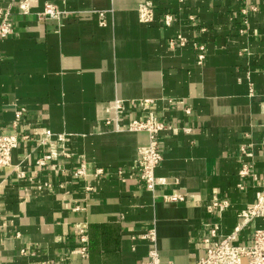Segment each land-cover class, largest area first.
<instances>
[{"label": "crops", "instance_id": "crops-1", "mask_svg": "<svg viewBox=\"0 0 264 264\" xmlns=\"http://www.w3.org/2000/svg\"><path fill=\"white\" fill-rule=\"evenodd\" d=\"M147 1L150 23L138 13ZM29 2L30 13L14 10L15 34L0 42V130L25 106L20 131L32 136L0 170V264H141L151 249L142 236L153 229L161 264L195 262L205 253L204 224L219 223L227 237L264 193V0ZM46 2L63 12L59 20L37 17ZM178 35L185 46L170 44ZM142 99L154 100L155 114L176 128L160 136L154 193L131 174L148 134L115 130V102L124 101V127L145 118ZM47 132L71 155L64 174L36 165L49 151L38 143ZM82 162L86 181L72 175ZM245 163L254 175L242 178ZM39 181L53 187L39 190ZM171 194L186 200L165 202ZM215 199L229 202L226 212L212 207ZM262 228L264 219L255 220L235 243L250 244Z\"/></svg>", "mask_w": 264, "mask_h": 264}, {"label": "built area", "instance_id": "built-area-1", "mask_svg": "<svg viewBox=\"0 0 264 264\" xmlns=\"http://www.w3.org/2000/svg\"><path fill=\"white\" fill-rule=\"evenodd\" d=\"M31 5L29 0H8L6 6L0 5V42L6 38H9L15 34L13 27L14 10H17L19 14L30 13ZM254 10V9H253ZM138 13L140 20L144 23L153 22L155 19V9L152 2H143L138 7ZM63 12L53 3L46 2L42 12L37 14L39 19H56L59 20ZM100 16V25L106 26V13L102 12ZM174 22V18L170 15L164 17V23L167 26H171ZM177 43L181 46H185L186 38L178 35L171 41L172 46H176ZM198 63L201 64L205 59V47H197ZM139 107L143 113L146 114L144 119L133 118L129 120L126 126H121L120 114L124 111V101L117 100L115 102V108L117 117L115 120L116 132H131L140 133L145 132L148 134L149 141L147 145L138 149V157L132 167L131 174L135 176L139 181L143 182L146 188L154 193L156 189V177L155 171L161 165L164 160V154L160 142V136L165 131L175 130V126L170 121L161 120L153 110L155 101L152 99H142L137 101ZM15 117L8 131L3 132L0 130V170H5L12 166L13 152L19 148L21 142H29L32 136L29 132H21L20 128L25 124V115L28 112L25 106L15 107ZM186 133L191 132V128L184 129ZM53 134L51 132L45 133L39 138L38 143L41 146H48L49 151L41 158L37 159L36 165L43 167L51 165L61 173H66V169L63 163L64 158L71 157L70 154L64 150H58L52 142ZM64 140V136L61 137ZM264 146V141H263ZM243 153L247 156L252 154L248 152L246 148L242 149ZM240 176L242 178L253 176L254 167L251 164L245 163L241 167ZM102 173L101 169L96 171L97 175ZM21 178H26L24 173L19 174ZM36 178L39 172H35ZM73 177L76 180H87V165L82 162L79 168L73 172ZM30 180L35 179L29 178ZM88 183V181H87ZM53 186L51 183L38 182V189L44 190L45 188L51 189ZM241 190H245V187L239 185ZM86 190L89 192H96L97 188L89 182ZM163 199L167 203L178 204L186 200V197L182 194L164 195ZM212 207L220 214L227 211L230 207L229 202L226 200H213ZM257 219H264V193L256 200L255 203L247 205L237 215V226L233 233L227 235L225 238H220L221 226L219 223H205V229L208 234L203 238L205 244V253L191 264H264V229H256L253 235L252 242L247 245L236 244L239 234L246 229L252 222ZM151 243V249L146 261L141 264H161V256L157 247V236L155 229L149 230L142 236ZM83 243L86 242V238H81ZM82 254L85 255L86 248L81 249ZM23 253H26L23 250ZM43 264H66L61 261L51 260L44 262Z\"/></svg>", "mask_w": 264, "mask_h": 264}]
</instances>
